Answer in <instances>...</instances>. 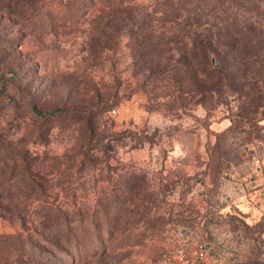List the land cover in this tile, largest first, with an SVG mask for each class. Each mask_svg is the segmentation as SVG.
<instances>
[{"label": "rangeland", "instance_id": "rangeland-1", "mask_svg": "<svg viewBox=\"0 0 264 264\" xmlns=\"http://www.w3.org/2000/svg\"><path fill=\"white\" fill-rule=\"evenodd\" d=\"M224 37L233 76L178 53ZM245 263L264 264V0H0V264Z\"/></svg>", "mask_w": 264, "mask_h": 264}, {"label": "trees", "instance_id": "trees-1", "mask_svg": "<svg viewBox=\"0 0 264 264\" xmlns=\"http://www.w3.org/2000/svg\"><path fill=\"white\" fill-rule=\"evenodd\" d=\"M253 1L254 0H241V3H242V6L246 5V4H253ZM242 17L240 16H236L235 14H232L231 18H230V15H226V19H222L221 20V24L222 25H226V27H230V26H234V25H237L238 21L241 20ZM227 21H230V22H227ZM242 21L244 22L245 20L242 19ZM142 32V30H141ZM227 38V39H226ZM224 37V41L219 43V42H215L216 43V46H214L213 43H206L204 45V47L206 48L207 46V49L206 51H202V55L200 54H197L195 49L196 48H203V46H198L197 44H193L190 48L187 46V44L184 46V47H179L177 48L178 49V53H181L182 56H184L185 58H190L189 59V62H186L187 65H189L190 67H198L199 69L202 68V71L203 72H194L196 74V76H205V75H213L211 73H214L215 76L219 77V76H222V75H225V76H230V74L233 76L234 73H237V72H224L223 69H224V62L226 61V58L229 56H231L232 58H235L237 59L239 57V55L241 54L240 52V49L238 48V40L237 39H232V38H228V37ZM143 44V45H142ZM218 45H221L222 48H218ZM150 46V44L148 43H140L138 44L136 47L137 49L139 50L137 52V54L139 56L142 55L143 57V54L145 53H148L150 51H145L144 48ZM134 47V46H132ZM193 48V49H192ZM134 49V48H133ZM144 50V51H143ZM155 51V49H154ZM209 54H214L216 57H217V60H216V64H211V59L209 60L208 59V56ZM154 58L152 59V62L155 64V67L157 68V49L155 51V54H154ZM206 58H207V61H208V65H207V61H206ZM194 62V64H192V62ZM141 64H146L147 61H142V60H134V65L133 66H136L138 65V63ZM223 63V64H222ZM243 62H235V65H241ZM195 69V68H194ZM233 70H238V67H234ZM137 73H141V72H137ZM150 74H153L155 76H157V72H149V74H147L145 76V80L148 81V79H152L151 75ZM142 75V74H141ZM154 80V79H152ZM58 112H65V110L63 108H55L51 111H49L48 113L50 114H55V113H58ZM95 115V113H94ZM51 215H49L48 217H50ZM55 219V218H54ZM57 219L53 220L54 223L58 224L59 222H56ZM50 224V223H49ZM57 237L60 236V234H55ZM69 239V236L68 238L66 239V242L69 244L71 240H68ZM22 256V254H20V257ZM247 264V263H245ZM248 264H257V263H248Z\"/></svg>", "mask_w": 264, "mask_h": 264}, {"label": "built area", "instance_id": "built-area-1", "mask_svg": "<svg viewBox=\"0 0 264 264\" xmlns=\"http://www.w3.org/2000/svg\"><path fill=\"white\" fill-rule=\"evenodd\" d=\"M203 252H204V250H201V251H200V256H201V257H203Z\"/></svg>", "mask_w": 264, "mask_h": 264}, {"label": "water", "instance_id": "water-1", "mask_svg": "<svg viewBox=\"0 0 264 264\" xmlns=\"http://www.w3.org/2000/svg\"><path fill=\"white\" fill-rule=\"evenodd\" d=\"M213 63H214V61H213Z\"/></svg>", "mask_w": 264, "mask_h": 264}]
</instances>
